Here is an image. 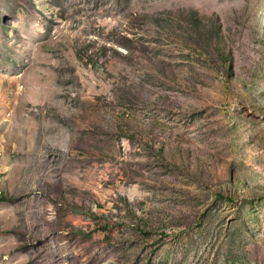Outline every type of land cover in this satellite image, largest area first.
<instances>
[{"label":"rangeland","instance_id":"rangeland-1","mask_svg":"<svg viewBox=\"0 0 264 264\" xmlns=\"http://www.w3.org/2000/svg\"><path fill=\"white\" fill-rule=\"evenodd\" d=\"M0 264H264V0H0Z\"/></svg>","mask_w":264,"mask_h":264}]
</instances>
